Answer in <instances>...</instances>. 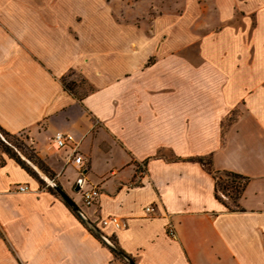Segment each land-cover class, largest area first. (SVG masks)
Returning a JSON list of instances; mask_svg holds the SVG:
<instances>
[{
    "label": "crops",
    "instance_id": "crops-1",
    "mask_svg": "<svg viewBox=\"0 0 264 264\" xmlns=\"http://www.w3.org/2000/svg\"><path fill=\"white\" fill-rule=\"evenodd\" d=\"M98 1L0 0V127L135 264H264V0H213V24L185 43L140 35ZM55 131L73 136L79 165ZM195 157L248 177L236 203ZM81 175L99 190L89 205ZM110 215L125 226L102 227ZM112 260L56 192L0 157V264Z\"/></svg>",
    "mask_w": 264,
    "mask_h": 264
},
{
    "label": "rangeland",
    "instance_id": "rangeland-1",
    "mask_svg": "<svg viewBox=\"0 0 264 264\" xmlns=\"http://www.w3.org/2000/svg\"><path fill=\"white\" fill-rule=\"evenodd\" d=\"M237 5L241 4L238 3ZM98 6L100 10L114 14L119 22L129 23L130 27L135 28L140 35L149 37L152 34H159L162 41H168L170 32L177 30L178 43H185L187 39L192 37V34L199 35L202 29L211 27L217 15V8L213 0H99ZM235 12L233 20L238 22L243 11L236 9ZM173 28L174 30H172ZM66 81H68V77H66ZM79 83L82 89H86V86L83 85V80ZM13 135L14 137L12 138L0 134V141L8 142L10 146L19 145L22 147V150H16V152L33 172L32 177L37 185L45 189L50 186L46 179H50L52 182L59 184L80 207L82 203L74 187H69L65 190L54 174L45 172L33 161L27 160L25 155H35L33 149L29 146L22 133ZM2 147L3 144L0 142V157L6 155L2 151ZM19 151L23 152L19 153ZM74 176L75 174L70 175V180ZM223 194L225 195L224 200L231 204L232 199L228 196L231 195V190H224ZM75 197H77V200ZM108 237L112 240L110 236ZM110 264H127V262L118 255H113V260Z\"/></svg>",
    "mask_w": 264,
    "mask_h": 264
},
{
    "label": "trees",
    "instance_id": "trees-1",
    "mask_svg": "<svg viewBox=\"0 0 264 264\" xmlns=\"http://www.w3.org/2000/svg\"><path fill=\"white\" fill-rule=\"evenodd\" d=\"M71 84L72 82L65 81V79H62V85L64 88L67 90H71ZM0 134L2 135H7L10 137H14L13 134L8 133L7 131L3 130L0 127ZM3 144L2 151L10 158L14 159L22 168H24L31 176H33V172L29 169V167L25 164V162L20 158L19 154L16 152V150H22L19 145H14L10 146L8 142L0 141ZM22 153L23 151H19V153ZM27 160L33 161V163L37 164L42 170L45 172H49V169L44 166L42 161L37 157V155H25ZM197 161L200 163L204 164L208 168H210L213 177L215 179V196L221 200L220 196L217 194V191L224 192V190H231V195H228L233 203H236L238 197L240 196V193L242 192L244 185L248 179L247 176L231 172V171H226V170H212L210 167V160L209 158H203V157H195ZM47 189L51 191L52 193H55L54 190L48 186ZM88 229V228H87ZM89 230V229H88ZM90 231V230H89ZM92 233V232H91ZM93 234V233H92ZM94 235V234H93ZM96 238H98L96 235H94ZM99 239V238H98ZM113 242L115 243L114 239H112ZM99 241L104 244L100 239ZM116 244V243H115ZM114 256L117 254L111 251ZM124 252V251H123ZM134 261V260H133Z\"/></svg>",
    "mask_w": 264,
    "mask_h": 264
},
{
    "label": "built area",
    "instance_id": "built-area-1",
    "mask_svg": "<svg viewBox=\"0 0 264 264\" xmlns=\"http://www.w3.org/2000/svg\"><path fill=\"white\" fill-rule=\"evenodd\" d=\"M51 145L55 149L64 148L70 146L72 161L75 164H80L82 162V156L77 152V142L74 140L73 136L69 133L63 131H55L50 137ZM82 174V173H81ZM85 179L82 177L78 179L77 186L81 189L82 202L85 205H89L93 202V199L98 196L99 190L96 185H91L90 187L83 190V184ZM14 192L22 193L31 191L29 184L19 183L15 184L12 188ZM156 211V206L153 204H148L144 207V212L147 214H153ZM100 225L102 227L111 226L115 229L122 228L125 226V222L118 216L110 215L100 219ZM167 234L171 237L175 236V230L171 223L166 224Z\"/></svg>",
    "mask_w": 264,
    "mask_h": 264
},
{
    "label": "water",
    "instance_id": "water-1",
    "mask_svg": "<svg viewBox=\"0 0 264 264\" xmlns=\"http://www.w3.org/2000/svg\"><path fill=\"white\" fill-rule=\"evenodd\" d=\"M51 188L58 194V196L71 208V210L77 215L81 222L94 234L96 235L105 246H107L111 251L116 253L119 257L127 262V264H135L133 259L123 252L109 237L93 222L91 221L83 210L77 205V203L67 195L63 188L52 182L50 179H46ZM78 187H76L77 189Z\"/></svg>",
    "mask_w": 264,
    "mask_h": 264
}]
</instances>
